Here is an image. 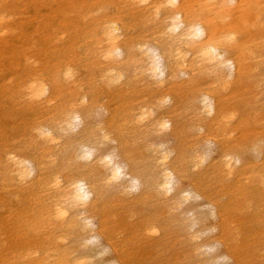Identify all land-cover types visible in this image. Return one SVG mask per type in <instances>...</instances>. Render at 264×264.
<instances>
[{"label":"bare ground","instance_id":"bare-ground-1","mask_svg":"<svg viewBox=\"0 0 264 264\" xmlns=\"http://www.w3.org/2000/svg\"><path fill=\"white\" fill-rule=\"evenodd\" d=\"M20 2L0 0V264H255L229 214L264 199V149L229 91L264 0H83L46 34Z\"/></svg>","mask_w":264,"mask_h":264},{"label":"rangeland","instance_id":"rangeland-1","mask_svg":"<svg viewBox=\"0 0 264 264\" xmlns=\"http://www.w3.org/2000/svg\"><path fill=\"white\" fill-rule=\"evenodd\" d=\"M19 6L20 19L16 22L19 27L18 30L42 32L43 34L48 33L52 28L63 26L66 24L71 26L73 21L76 20V15L78 12H70L73 10H79L81 2L83 0H21ZM262 1V0H260ZM85 5L89 8L92 7V2L89 1ZM107 10V9H106ZM17 19V17H16ZM248 30L247 32L254 39L253 43L261 50V56L257 59L252 60L251 56L245 55L246 58V69L247 79H242L241 83L233 84L229 93H233L236 97L233 99L234 103L232 104L237 108V112L243 115L245 120V134L254 135V138L259 140L264 149V52L261 47L264 40V14L258 18L254 17V11L250 14L247 19ZM38 36V35H36ZM36 44L41 45L40 41H37ZM256 55V54H255ZM7 75V71L0 72V79L4 78ZM237 94V95H236ZM250 97V100H249ZM250 107V110H248ZM109 114L106 113L104 119H108ZM103 119V120H104ZM253 137L249 136V140ZM169 146V149H174L176 147V142L174 139L167 138L166 142ZM215 146V145H214ZM210 147L209 161L215 163L218 160L219 148L217 146ZM143 148H141L142 150ZM212 151V152H211ZM244 159L251 160L252 163L255 162L254 152L247 150L243 155ZM262 158V154H261ZM259 159V163L261 162ZM134 171H137L135 165L132 166ZM181 184V185H180ZM185 184V185H184ZM181 188H187V183L179 182ZM206 201L203 199H198L197 202H194L196 208L193 210L195 216L198 219V229H202L204 226L214 227L219 221L215 220L210 216H206L204 209L206 207ZM228 199L221 198V205L228 203ZM242 200H239L237 204H241ZM190 204V203H189ZM188 204V205H189ZM263 204V205H262ZM187 205V206H188ZM198 206V207H197ZM204 208H203V207ZM200 207V208H199ZM203 208V209H202ZM259 213L260 218L259 222L254 218V214ZM231 223L230 227L232 230L237 229V234H239V244L234 246L237 248L236 252L239 259L242 258V251H251L259 255L256 258L255 264H264V199L262 201H257V198L254 196L251 199V206L245 211L243 205L239 206V212L235 210L231 211L229 214ZM252 217V219H251ZM213 219V220H212ZM255 219V220H253ZM97 219H94L96 223ZM235 221V222H234ZM217 233V230L214 233L201 235V240L208 239L213 237ZM220 245V244H219ZM243 247V250L241 248ZM218 245L216 246V248ZM223 246L220 245L217 249L220 253L223 252ZM111 254V253H110ZM104 255V258L110 260L112 264L113 258L112 255ZM101 260V259H100ZM225 258V261L222 264H236L233 260ZM239 264H243L242 260ZM244 264H247L245 262Z\"/></svg>","mask_w":264,"mask_h":264}]
</instances>
